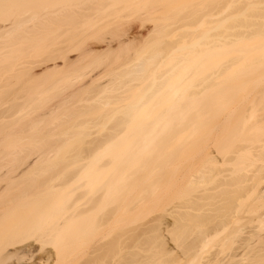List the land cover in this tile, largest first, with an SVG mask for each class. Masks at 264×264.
Segmentation results:
<instances>
[{
  "label": "rangeland",
  "instance_id": "obj_1",
  "mask_svg": "<svg viewBox=\"0 0 264 264\" xmlns=\"http://www.w3.org/2000/svg\"><path fill=\"white\" fill-rule=\"evenodd\" d=\"M51 1L53 2L51 5L41 4L0 9V229L2 231L0 237L4 235L0 239V243L7 240L5 243L8 242L7 245H9V237L10 243H12L13 236H15L14 239L25 240L24 242L27 244H36L37 242V246H35L40 248L41 252H38L36 257L51 250L58 259L60 258V264L86 262L97 264L100 252H102L100 257L108 255H104L106 251L104 253L100 251V248L104 247L101 244L106 245L104 248L107 251L110 250L111 256L113 252H117L114 251L115 248H119V253L115 254L116 257L109 258V254V257H105L104 261L100 260L101 264H105L106 258L110 259L109 262L107 261L108 264H121L120 262H123L122 264H168L173 259L174 250L177 248L182 252V248H185L194 237V235L190 237L194 230V224L189 215L216 214L215 207L206 206L201 210H191L188 208V203L191 199L200 204L203 203L201 198L207 193L216 191L218 180H215L211 185V188H215V190L210 189V192L205 191L202 185H197L195 191H192L194 189L193 182L200 179L207 167V151L210 150L209 153H211V151H219L217 149L221 150L223 141L228 140L227 144H230L228 138L232 136L231 132H233L232 128L239 105L257 99L253 94H243V91L264 88V49H246L242 53L223 51L207 59L199 58L183 70L181 69L179 72L182 74L171 84L167 92L159 96L145 110V113L140 112L135 120L126 127L124 120L130 113L128 106L139 102V100H141L139 103L146 101L156 88L152 85L154 76L161 77L165 74L160 80L166 79L175 61L188 52L185 48H176L175 61L170 62L166 57L152 60L151 57L157 50V43L154 42L156 36L159 34L158 36L164 44L180 40L191 32L190 26L183 27L180 24H174V19L201 6H206V10L216 7V11L217 6H221L227 0H104L105 2L102 1L101 6L99 5L101 8L95 7L96 9L91 10L88 4L93 0ZM97 9L98 11L95 12ZM73 12L76 16L73 15ZM84 17L87 19H83ZM88 18L91 19H89L90 22H86ZM258 48H263V46H258ZM88 53H91L89 56L93 54L95 60L91 57L89 59V56H86ZM234 58H238L239 64L222 80L219 86L191 99L196 86L205 76ZM90 60L92 61L90 71H88L89 69L84 71L85 74L89 73L86 74L87 76L84 77L83 71L81 75L84 78L74 73L73 68L86 66ZM94 61L95 63H93ZM142 66L144 70L140 71ZM156 66L161 68L154 70ZM76 68L75 70L79 69ZM152 71L155 72V75L152 74ZM78 76L80 77L77 78ZM186 78L191 80L185 84ZM150 88L152 89L149 90ZM24 125L25 127H23ZM33 127L38 128H35L37 131L40 129V133H36ZM30 128L31 131L34 130L32 137H30L32 133ZM26 130L30 131L29 136L25 133ZM117 131H120L121 135L112 144V147L105 148L107 150H104L102 155L96 153L97 144L103 143V140L106 141L111 134L115 135ZM118 134L120 133L118 132L116 135ZM137 142L140 145L137 146ZM43 146L52 149H50L52 153L49 154L50 160L48 161L37 154L41 152ZM133 146H135L134 149H132ZM131 149L133 152L136 150L137 153H133ZM87 150H94L93 152L99 154L100 157L92 152L95 154L93 159H89V161L92 160V165L89 162L85 167L84 163H88L87 160L83 161V165L80 161L81 166L85 167L84 169L76 168L77 166L71 168L70 163L71 165H80L73 161L74 158L76 160L75 155L79 156L81 152L83 153V155L80 154L82 157L86 155L85 153L89 155L91 152L89 153ZM99 151L101 152V150ZM131 159L133 160L131 161ZM99 163L101 167L108 163V167H103V170L100 166L98 167ZM65 165L70 166L72 171H68L69 169ZM93 168H96V172ZM78 169L82 171V174L78 173ZM86 169H89L88 172H92L89 175L90 178H85L88 176L85 175L86 172H83ZM75 172L80 176H85L79 178L80 180L77 179L78 182H76ZM88 172L87 174H89ZM123 172H126L125 175ZM54 174H59L58 178L55 177V183L61 179L60 183L64 184L61 188L64 187V189L59 192L46 191L39 196L38 194L34 195L36 191H39V186L35 187V185L44 183L51 176L54 177ZM121 174L125 178L128 177L124 178L127 183H124V179L119 182L118 178L122 177ZM132 175L139 179V183L136 181L138 179L135 180ZM71 179L80 187V184L88 181L83 188L86 192L89 191L84 194L85 202L78 201L83 198L84 191L82 188L79 190L80 187L78 189V185ZM106 180L107 184H105ZM157 180H161V182L158 181V184ZM133 181H136L138 185L135 183L137 185L135 186ZM68 182L72 183L66 186L65 183ZM102 183L106 187L108 186L109 191L108 188L101 187ZM123 183L127 185L125 186ZM128 183L129 186L134 184L132 185L134 187H129ZM111 186L113 189H117V196L122 193L120 191L123 187H126L122 194L124 196L128 194L127 203L124 200H118L122 196H118V199L116 195L114 196L115 191L111 192ZM103 187L105 189L101 191L99 188ZM106 189L108 192L105 194ZM99 191L103 192L101 196L103 194L105 199L107 198L105 195L109 194L106 202L103 200L104 198L101 199ZM77 192L79 193L77 194ZM93 192L99 193L96 200L99 197L102 201L98 200L97 202L100 205L105 202V207L96 204L94 197L89 196ZM27 194L29 196H24ZM85 195H88L86 198L89 201L94 200L87 203L92 208L93 206L95 208L96 205L97 209H102H100L101 211L103 208L104 211L107 208V210L111 209V212L117 203L123 205L125 202L127 205H134L139 202V199L144 198L142 209L141 206L138 207L140 211L137 208L135 209L136 213L133 212L135 210L130 211L131 207L125 209L127 206L125 204V206L123 205L124 209L117 204L118 208L121 207L125 211L120 218L119 214H122L123 211L119 209L122 211L119 213L117 208L113 209L115 213L113 212L112 215H118L117 218L121 221V228L124 230L119 228L122 232L124 231L123 234L126 236V238H122L123 245L119 236L121 244L119 242L117 244L118 238L117 241L115 240V244L110 242L111 239L114 241L115 236L112 235L114 228L113 230L111 227L109 228L111 233L108 230L105 231L107 236L109 235L106 237L101 232L100 224H97L101 223L97 222L98 219H106L110 216L113 218L111 214L110 216L105 214L109 213V210L108 212L107 210L103 211L107 216L103 217L98 213L101 211L97 212V209L93 208L96 212H92L95 213L93 218L89 219L88 214L83 218L85 221L88 220L87 222L82 219L86 225L90 221L87 228L82 221L78 223L75 222L78 220L72 221L69 223L71 227H67L69 232L65 229L66 231L64 230L60 235L62 237L56 238L57 240L53 237L54 232L50 231L52 226L49 229L47 227L48 230L45 228L49 217L53 219L55 214H57L55 217L60 216L61 211L69 210L70 215L65 213L71 216L73 212L74 214L77 211L79 213L84 207L85 210L90 208L91 212L93 209L85 205L87 202ZM73 207L75 211L77 210L76 212ZM36 214L39 215V219L34 222L32 220L38 218ZM117 218L114 217L115 220ZM50 219L49 221L52 220ZM119 220L117 219L116 223L114 221L115 224L112 223L111 226L117 225ZM32 222L35 224L31 225ZM81 223L85 228L84 233L96 230V232L90 233L87 239V242L92 240V243L89 242L94 246L92 249L91 245L88 247L85 240L86 243L81 244L80 250H78L77 246L82 241L84 234ZM53 224L48 223V226ZM118 225H120L119 222ZM27 226L31 228H27ZM79 227L80 230H74ZM18 228L22 231L20 236L18 234L21 233L16 230ZM87 229L91 230L87 231ZM42 230L47 232L43 234ZM11 231L17 232V235ZM117 231L114 232L124 237L119 234L121 232ZM4 232H7L9 236L7 237V233ZM79 232L83 234H79ZM99 232L105 237L103 238ZM126 232L132 234L127 235ZM74 235L76 239L73 238ZM127 236L130 239H127ZM46 237L48 238L44 239ZM2 239H4L3 242ZM72 240L74 241L72 242ZM106 240L116 245L114 247L111 245L114 248L113 251L110 243L111 249H109ZM74 243L78 244L77 249ZM69 244L70 246H68ZM214 244L215 242L210 243L209 250ZM22 245L25 244L22 243ZM82 245L84 248L86 246V260L82 257V253L84 254L81 249ZM100 245L101 247H99ZM117 245H120L123 251H120L122 248L120 249ZM97 248H99L98 252ZM94 251L97 253L95 254ZM76 254L83 258L80 260L82 263L79 262L80 257H76ZM28 257L27 255L25 260L29 259ZM0 258L2 259H0V264L4 263L3 257ZM14 262H17L16 258H12L5 264Z\"/></svg>",
  "mask_w": 264,
  "mask_h": 264
},
{
  "label": "bare ground",
  "instance_id": "obj_2",
  "mask_svg": "<svg viewBox=\"0 0 264 264\" xmlns=\"http://www.w3.org/2000/svg\"><path fill=\"white\" fill-rule=\"evenodd\" d=\"M102 1L105 2L104 0L90 1V3L88 4L90 10L96 9L95 7H97V8L100 7L102 4L101 3ZM41 4L51 5V4H53V2L51 0H0V9L11 8V7H23V6H29V5H41ZM217 8L218 9L216 11H215L216 7L212 8L210 10H206L207 9L206 6H201L200 8L194 9L191 12L187 13L186 15H184L180 18L177 17L176 19H174V21H173L174 24H180L183 27L190 26L189 29L191 30V32L187 36L182 37L180 40H178L174 43L164 44L161 42V38H160V36H158L159 34L156 36V38L154 39V42L157 43V50L155 51L154 55L151 57L152 60H154L156 58L159 59L162 57H166V59H168L170 62H173L176 59L175 58L176 48H178V49L185 48V49H187L188 52L182 58L175 61V63L173 64V67L171 68V72L166 77V79L164 78L163 80H160V78H162L165 74L162 75L161 77H155L154 76V80H153L152 85L156 86V88L153 90V92L150 94V96L147 98L146 101L139 103V102H141V100H139V102L131 104L128 106L130 113L127 115L126 119L124 120V124L126 125V127L133 120H135V118L138 116V114L140 112L145 113V110L149 106H151L153 104V102L159 96H161L163 93L167 92V90L169 89L171 84L174 83V81H176L180 77V75L182 74V72H179L181 69L183 70L185 67H187L192 62L197 61L199 58L207 59L210 56H216L220 52H223V51H229V52L231 51L233 53H242L246 49H255V50L264 49V0H227V1L223 2L221 6H217ZM96 11H98V9L95 10V12ZM86 12H88V11H86ZM74 13L75 12H73V15H74ZM49 14H50V12H49ZM74 16H76V15H74ZM80 16H81V14H80ZM85 18L86 17H84L83 19H85ZM89 19L90 18H88V20H86V22H90L91 19L90 20ZM34 20H33V22H34ZM36 20H37V18H36ZM86 43H84V44H86ZM261 45L263 46V48H258V46H261ZM89 54L91 55V53H88V54H86V56L87 55L89 56ZM94 56H96V55H94ZM90 57L95 60V57L93 58V54H92V56H89L88 58L90 59ZM90 61H89V64H87L86 66H81V67L79 66L80 68L76 66L79 69H77L75 67V65L74 66L72 65L73 67H75L77 69V70H75V68H73L74 73L76 75H78V74L81 75V72L83 71L82 73L85 77V75L88 72L86 71L87 73L85 74L84 71L88 70V69H89L88 71H90V68H91L90 64H92V61L91 62ZM97 61H98V59H97ZM93 63H95V61ZM238 64H239L238 58L231 59V60L225 62L223 65L219 66L217 68V70H215L211 74L205 76L201 80V82L198 84V86H196L195 92L191 95V99H195V98L201 96L202 94L206 93L207 91L211 90L212 88L219 86V84L222 82V80L227 75H229L237 67ZM159 68H161V67L156 66V68H154V70L155 69L158 70ZM142 70H144L143 66H142L140 71H142ZM152 74L155 75V72L152 71ZM83 75H81V78L83 77ZM79 77L80 76H78L77 78H79ZM66 80L67 79L65 78V81ZM190 80H191L190 78H186L184 80V83L186 84ZM260 88L259 89L253 88V90H244L243 91V94H246V93L253 94L254 96L257 97V99L254 101H249L246 104L239 105V107L236 111V116H235V120H234V124H233V128H232L233 132H231L232 136L230 135L231 137L229 136L230 138H228L230 140V144H227L228 140L223 141V142L221 140V142H222L221 143L222 148L220 146L221 150L217 149L219 151H217V150H216L217 152L211 151V153H209L210 150L207 151L208 153L206 152L207 155L206 154L205 155L208 157L207 158L208 161L206 160L207 163L206 162L205 163H206L207 167L205 168V171L202 173L200 179L197 182H193V185H194L193 188L194 189L192 191H195V189L198 187L197 185H202V188H204L205 191L210 192L211 191L210 189L215 190V188H211V185L214 183L215 180H218V184L216 186V191L214 193H207L205 196H203L201 198V200H203V203L200 204L198 201H193L192 199L189 200V203H188V208L191 210H201L203 207H206V206L213 207V208L215 207L216 214H214V215H212V214H201L198 216H194L192 214L189 215L191 217V222L194 224V226H193L194 230L192 229L193 232L190 235V237L192 235H194V237H192V241H190L185 248H182V250H181L182 252H180L179 249H177V248L174 250L175 252L173 253L174 254L173 259L168 264H194L195 262H196L195 264H197V263L198 264H264V88H261V89ZM151 89L152 88H150L149 90H151ZM123 101H125V100H123ZM26 126H28V125H26ZM23 127H25V125ZM37 127H39V126H37ZM33 128L35 130L36 127H33ZM36 129H38V128H36ZM34 130L32 129V131H31V128H30V131L32 132L30 137H32V135L34 136V134H33ZM30 131L26 130L25 133H27V135H28V133ZM39 131H40V129L38 131L35 130L36 133L37 132L40 133ZM118 132L120 134L116 135ZM19 135H20V137H22L21 134H19ZM19 135H18V137H19ZM29 135H30V133H29ZM120 135H121V132L117 131L115 133V135L111 134L110 137L106 139V141L103 140V143L99 144L100 147L97 144L98 149H95L97 151L96 153H99L102 155V152L105 150V148H107L109 146L112 147V144L120 137ZM45 136H47V135H45ZM78 136H80V135H78ZM24 137L26 139V135ZM224 139L226 140V138H224ZM136 144H137V146L140 145V143H138V142ZM136 144H135V146H136ZM135 146H133V148L132 147L131 148L134 149ZM201 148L203 149V147H201ZM50 149H51V147L49 148L48 146H46V147L43 146V149L41 150V152L40 153L38 152L37 154L44 157L45 160L48 161V160H50L49 154L52 153L50 151ZM123 149H124V147H123ZM132 149H131V151H132ZM99 150H101V152ZM93 151L94 150H90V151L87 150V152H89V153L90 152L92 153ZM123 152H124V150H123ZM135 152L137 153L136 150H135ZM135 152H133V153H135ZM91 153L89 155H87V153H85L87 156L84 155L85 157L84 156L82 157L81 155H83V153L81 152L80 153L81 155L79 154V156L82 158H80V159L78 158L79 156L76 154L75 155L76 160H75V158L73 159V157H71L73 159V161H76L75 163H77V162L80 163V165H71V163H70V166H72L71 168H74V166H77L76 168H81L82 167L81 162L83 165V163H84L83 161L86 162L87 160H88V163L87 162L84 163L85 167H86V164H89V162H91V165H92L93 164L92 160L89 161V159H91V158L93 159V155L95 156L96 153L95 152H93L95 154H93V153L91 154ZM99 154L98 155L96 154V155L100 157ZM94 158L96 160V157H94ZM38 159H40V158H38ZM77 159H79V160L77 161ZM132 160L133 159H131V161ZM109 165H111V164H109ZM70 166H68V167L66 166L69 169L68 171H72V170H70L71 168H69ZM99 166L101 167L100 163L98 164V167ZM106 166L108 167V163ZM106 166H103V167H106ZM103 167H101V168H103ZM110 167H112V166H110ZM101 168H99V170ZM125 168H127V167H125ZM93 169L95 171L96 168H93ZM79 170L80 169H78V173L81 172V174H82V171L81 170L79 171ZM86 170L83 171V172H86L85 175H88L85 178H87V177L90 178L89 175H91L92 172H88L89 169H86ZM103 170H104V168H103ZM121 170H122V168H121ZM121 170H120V172H121ZM66 171H67V169H66ZM125 171H126V169H125ZM127 171H129V170H127ZM55 172H57V171H55ZM87 172L89 174H87ZM106 173H107V169H106ZM125 173H124V175H125ZM50 174H52V173H50ZM75 174H76V172H75ZM75 174H74V178L76 176V180L79 178L81 179V177L85 176V175L80 176L79 175L80 173L76 174V175ZM93 174L97 175L96 173H93ZM135 174H137V173H135ZM124 175H122V177L118 176L119 178H121V179L118 178L119 182H122L120 180H123L125 178V177H123ZM134 175H132V177H134ZM57 176L59 177V174L58 175L54 174V177L51 176L48 180L44 181V183L42 181H38V182H42V183H37V186L35 185V187L39 186V191L38 192L36 191V193H34V195L38 194V196H39L40 194H42L43 192H46V191H53V192L57 191V192H59L62 189H64V187L61 188L62 186H64V184L62 185L60 183L61 179H60V181H58L59 184H57L58 182L55 183V180H56L55 177H57ZM126 176H128V175H126ZM139 176H140V174H139ZM108 177H110V176H108ZM132 177H130L131 180H132ZM140 177H142V175ZM126 178H128V177H126ZM73 179H71L72 182L75 180V179L74 180ZM107 179H110V178H107ZM125 179L123 181H124V183H127V182H125ZM136 179H138V178H135V180ZM111 180L113 182V178ZM127 180H129V179H127ZM141 180H143V179L141 178ZM33 181H35V180H33ZM36 181H37V179H36ZM136 181L139 183V179ZM136 181H133V183L135 184ZM158 181L161 182V180H157V183H158ZM72 182H68L65 184L67 186V185L71 184ZM76 182H78V180ZM87 182H85V183H87ZM128 182H131V181H128ZM74 183H75V181H74ZM85 183L83 182L82 184H80L81 187L77 183H75V184H77L78 189L80 187L79 190H81V188L82 189L84 188ZM107 183L108 182L106 180L105 184H107ZM138 183H136V184L138 185ZM35 184H36V182H35ZM105 184L101 185V187L102 186L106 187ZM134 184H132V185H134ZM136 184H135V186H137ZM124 185L126 186L127 184H124ZM132 185L129 186V183H128L129 187H134ZM35 187H33V188L35 189ZM104 187L99 188V189H101V191H102V189H105ZM106 188H108V186ZM124 188H126V187H123L122 190L119 188V190H121L120 192L123 193L125 191ZM29 189H27V190H29ZM31 190H33V189H31ZM36 190H37V188H36ZM75 190H77V189H75ZM75 190H73V191H75ZM113 190L115 191V194H114V196H115L117 189H113V187H112L111 192L114 193ZM83 191H84V193L82 192L83 198L79 199L78 200L79 202H82V200L84 199V194L89 192V191L86 192L84 189H83ZM101 191H99L100 194L96 193L97 192L96 191L95 192L96 194L93 192V194L91 193L92 195H89V196L94 197L93 199L96 200V196H97V194H99L101 199H103L104 198L103 194L101 196V193H103V192H101ZM108 191H109V188H108ZM108 191L106 189V192H104V193L106 194ZM30 192L33 193L34 191H30ZM30 192H29V194H31ZM78 193L79 192H77V194ZM122 193H119L118 196L119 197L122 196V197H124V199H122V197H120L121 199L120 198L118 199V196L116 195L117 199L118 200H124L127 203V200H128L127 195L128 194H126V196H124ZM126 193H128V192H126ZM94 194H95V196H94ZM120 194H122V195H120ZM24 196L27 197L29 195L27 194ZM87 196L85 195V200L87 199L86 198ZM108 196H109V194H108ZM108 196L105 195V197L109 198ZM77 197H75V198L78 199ZM88 198H90V197H88ZM107 198L106 199L104 198L103 200L106 202ZM97 199L102 201L101 199H99V197H97ZM143 199L144 198L139 199V202L137 204H134V205L131 204L132 206L129 204L128 205L125 204V202H123V201H117V200L116 201L117 202H123V205L125 204V205L129 206V207H127L124 205L125 209L126 208L129 209L131 207L130 208V211H131V210L137 209L140 206H141L140 208L142 209V205L144 204V203H142V202H144ZM98 200H96L95 202L99 206L105 204V202L104 203L101 202L102 204L100 205V203L97 202ZM47 201L50 202V200H47ZM86 201H87L86 204L85 203L84 204L89 207L90 205L87 204L89 200L87 199ZM91 201H92V199L89 202H91ZM44 204H45V202H44ZM92 204L95 205L94 203H92ZM117 204L115 205L116 207L114 206L115 208L114 207L112 208V212L110 211L111 209H108L110 212L105 213V214H107V216L108 215L110 216V214L112 215L113 212L115 213V211H113V209L117 208V210L120 209L123 211L122 212L119 210V213L122 212V214L121 213L119 214V217L121 218L123 213H125V211L123 210L124 206L121 203L118 205H121L123 207V209L121 207L118 208ZM42 205H43V203H42ZM105 205L103 207H105ZM80 206L82 207L83 205L81 204ZM75 208H74V211H75ZM93 208H94V206H93ZM77 209H78V207H77ZM82 209L80 210L81 212L79 211V213L76 210L77 211V212L75 211L76 214H74V212L72 211L73 215H71V216H69L70 215V213H68L69 210H67V212L65 210L61 211L62 213L60 216L55 217V215H57V214H55L54 218L53 219L51 218L53 221L49 217V219L54 224L51 221H49V219H48L46 222L45 228L47 229V227H48V229H49L50 226H52L51 227L52 230L50 229V231L54 232L53 237L55 238V240H57L56 238H58V239L61 238L62 236H60V235L63 233V231L65 229L67 230L68 226L71 227V224H69L70 222L72 223V221H75V220H78V221H75L77 223L81 222V221L83 222V220H84L83 218L85 216H88V214H89V219H90V217L93 218V215L96 213L94 211V209H97V207L95 205V208L93 210H91V212H90V208H87L89 210H85L84 207ZM100 209L98 208L97 212H98V210L99 211L102 210V209L101 210ZM6 210L8 211V209H6ZM106 210H107V208H106ZM108 210H107V212H108ZM93 211L95 212L94 214L92 213ZM103 211H104V208H103ZM103 211L98 212V213L100 215L102 214L101 216H103V217H107L104 214L105 211L104 212ZM138 211H140L139 208H138ZM65 212L69 215H67ZM88 212H90V213H88ZM126 212H127V210H126ZM128 212H129V210H128ZM133 212L136 213V210ZM133 212H130V213L132 214ZM63 214H64V216H63ZM65 214L69 217L66 218L67 216ZM38 216L39 215H37V217ZM101 216H100V218H101ZM117 216L114 215L113 218L110 216L111 220L109 219L110 217L109 218L107 217L106 219L101 218V220L103 219L102 221L100 219H98L99 217L97 216L98 221L97 220L96 221L101 222V223H97V224H100V227H102V229L104 230L103 231L101 229V232L104 233L106 235V237H108L109 235L107 236V233H105V231L107 232V230H108V232H109V231L113 230V228H114V231L118 230L117 232H121L119 234H121L123 236L125 235V234H123L124 231L123 232L121 231V229H123V228H121L122 223L119 220V218H117ZM114 217H116L119 220L118 222L120 223V225H118V222H117L118 226L115 225L116 228H115L114 224L116 223L117 219L115 220ZM38 219H39V217L37 219L32 220V221L36 222ZM62 219H64V220H62ZM79 219H80V221H79ZM29 220H30V218H29ZM62 221H63V223H61ZM87 221L88 220H86L85 222H87ZM114 221H115V223H114ZM75 222H74V224H75ZM85 222H83V223H85ZM48 223L53 224V225L48 226ZM83 223H81V229L84 228V226H82ZM89 223H90V221H89ZM89 223L87 225H89ZM109 223H111V224H109ZM112 223H114L113 226H111ZM34 224L32 222L31 225H34ZM107 224H108V226L109 225L110 226L107 227L106 226ZM27 225H30V224L27 223ZM85 225H86V223H85ZM87 225L85 226L86 228H87ZM25 226H26V223H25ZM73 226H75V225H73ZM28 227L29 226H27V228ZM70 227H69V229H70ZM96 227H95V229H96ZM110 227L112 228L111 230H109ZM29 228H31V227H29ZM117 228H119V229H117ZM197 228H200V229H197ZM7 229L9 230V228H7ZM18 229H16L17 232L19 231L18 233H21L22 232V231H20L21 229L20 228H18ZM46 229L43 228V230H46ZM78 229L80 230V227L77 229H74V230H78ZM115 229H117V230H115ZM195 229H197L198 231L196 230V232H195ZM2 230H4V229H2ZM70 230H72V228ZM84 230H85V228L82 230L83 233H84ZM88 230H91V229H87V231ZM0 231H1V229H0ZM87 231H85V232H87ZM114 231H113L112 235H113V237L115 236L116 238L111 237L114 239V241L110 238L111 239L110 242L112 241L111 243L115 244L116 241L118 240L117 244H119V243L121 244V242H119V241L122 240V245H123V242H124L123 239L126 238V236L121 237L120 235H118V233L116 234V232H114ZM11 232H9V233H11ZM17 232H12V233L17 235ZM45 232H47V231H43V234ZM67 232H69V231L67 230ZM94 232H96V230H94V231L92 230L91 232H89V233L87 232L84 234L79 232V234L80 233L83 234V237H82V241L80 242L79 245L77 243H74L75 248L77 245H78L77 247H79V246L81 247V244L84 245L87 242V239H88L90 233H94ZM111 232H109V233H111ZM102 233H100V234L103 237ZM127 233H129V232H126V234ZM180 233L182 234V232H180ZM1 234H2V231H1L0 235ZM131 234H127V235H131ZM6 235H7V237L9 236L8 233ZM6 235H5V237H6ZM10 235H12V234H10ZM20 235H22V233L18 234V236H20ZM48 235H49V233H48ZM105 235H104V237H105ZM50 236H51V234H50ZM92 236H94V235H92ZM118 236H119V238H121V240H119ZM2 237H4V235ZM2 237H0V239ZM80 237H81V235H80ZM127 237H128L127 239H130L129 236H127ZM190 237H189L188 241L190 240ZM14 238H15V236L12 237L13 240H12V243H10L11 240L9 237V240H8L9 245H7L8 242L5 243L7 241V240H4L5 238L1 240L2 242H3V240L5 241L3 243H0L1 244L0 249L2 248L1 249L2 253L0 252V255L3 257V262H4L2 264H5L6 262L11 260L12 258H14V259L16 258L17 262L10 263V264H60V262H59L60 258L58 259L57 255L54 254L51 250H48L46 252L44 251L45 252L44 255L42 254V256L36 257L37 253L41 252V249L36 247L37 242H36V244H34V243H32V244L28 243L27 244V242H24L25 240L22 241V239H21V241H20L19 239H14ZM16 238H18V237L16 236ZM47 238L48 237H46L44 239H47ZM73 238L76 239L75 235ZM78 238H77V240L79 241ZM17 240H18V242H17ZM85 240H86V242H85ZM94 240H93V242H94ZM73 241L74 240H72V242ZM88 241L90 243H92V240L91 241L88 240ZM98 241H99V239H98ZM106 241H108V240H106ZM89 242L86 243L88 245V247L91 245ZM110 242L108 241L106 244L109 246ZM212 242H215V244L211 247V250H212L211 251V250H209L208 246ZM16 243L18 245H21V246L19 247ZM22 243H24L25 245H22ZM97 243H95V244H97ZM111 243H110V246L111 245H113V247L116 246V245L111 244ZM70 244L68 246H70ZM72 244H71V246H72ZM2 245H5V246L3 247ZM15 245L18 247H16ZM45 245H46V243H45ZM83 245H82V247H83ZM101 245L104 247L106 246L105 244L104 245L101 244ZM101 245L99 247H101ZM110 246H109V249H111ZM80 247L78 250H80ZM93 247L94 246L91 245V249ZM104 247H101L104 250H102L100 248V251H103V253L106 251V254H104V255L110 254L109 255L110 257L108 255L107 256L102 255V257H104V259H101L102 257H100V255L102 254V252H100L99 253L100 255L98 256L100 259H98V261L95 260L96 262H99L100 264L102 263L101 261L105 260V257H109V258H111L112 256L116 257L115 254L119 253V251H118L119 248H115L116 250H114V248L111 246L113 248L112 251L113 250L117 251L116 253L113 252V255L111 256L112 253H109L110 250L108 249L109 251H107ZM118 247H120V245ZM121 248L122 247H120V249ZM179 248H181V245H179ZM81 249H83L82 252H84V254L81 252L82 257L85 259L86 258L85 257L86 246H85V248L83 247ZM98 250H99V248H97L96 251L98 252ZM120 251H123V248ZM76 252H78V251L76 250ZM94 253H95V251H94ZM79 254H76V257H80ZM25 255L26 256L28 255L29 259L25 260L26 259ZM83 258L80 257L79 262L82 263V261H80V260ZM88 259L89 258H87V260ZM90 259H92V258L90 257ZM90 259L88 260L89 263H91ZM85 260H83V262H85ZM108 260H110V259L106 258L105 264H108V262H109ZM186 260H188V261H186ZM111 261H112V259H111ZM99 263H97V264H99ZM120 263L122 264L123 262H120ZM82 264H88V262L82 263ZM94 264H96V263L94 262Z\"/></svg>",
  "mask_w": 264,
  "mask_h": 264
}]
</instances>
